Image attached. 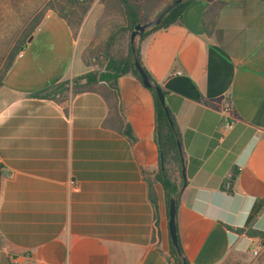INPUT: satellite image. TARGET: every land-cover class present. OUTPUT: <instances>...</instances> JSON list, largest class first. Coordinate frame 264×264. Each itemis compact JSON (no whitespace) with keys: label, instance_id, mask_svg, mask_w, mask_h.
I'll use <instances>...</instances> for the list:
<instances>
[{"label":"crops","instance_id":"obj_1","mask_svg":"<svg viewBox=\"0 0 264 264\" xmlns=\"http://www.w3.org/2000/svg\"><path fill=\"white\" fill-rule=\"evenodd\" d=\"M215 1L226 5L208 35L202 15ZM170 2L152 0L149 12ZM104 10L96 0L76 37L46 12L0 86V264H175L166 192L154 179L161 155L152 91L132 72L121 76L119 120L107 126L98 93L61 102L33 95L94 69L84 53ZM137 44L180 133L186 184L182 163L167 168L180 187L184 256L221 264L250 253L260 240L236 229L264 199V1L195 0L179 22ZM254 228L264 231V207Z\"/></svg>","mask_w":264,"mask_h":264},{"label":"trees","instance_id":"obj_2","mask_svg":"<svg viewBox=\"0 0 264 264\" xmlns=\"http://www.w3.org/2000/svg\"><path fill=\"white\" fill-rule=\"evenodd\" d=\"M96 0H48L43 10L39 11L33 17L32 21L27 25V28L22 32L19 39L14 43L10 49L3 67L0 69V86L3 79L18 54L24 50L29 39L32 38L34 32L40 26L46 12L52 10L62 17L71 28L74 37L79 33L81 25L92 4ZM105 5V10L98 21L96 39L100 37L101 29H108V33L104 40L98 43L92 41L88 48L87 53L84 55L88 65L97 66L98 69H93L81 76L75 77L70 80L62 81L45 90L34 93L35 96L52 98L56 101L65 100L70 93L78 94L84 92H95L102 95L108 102L110 115L105 120L104 125L107 126L111 120H119V93H118V80L121 76L132 72L140 80L138 72L134 68V52L131 44V33L138 24H145L156 19L171 3V0L161 11L157 14L149 12V4L152 0H100ZM195 0H183L178 6L172 9L162 21L149 28L143 33L139 34L138 41H143L149 34L162 28H167L172 24L179 22L182 19L185 8ZM264 1V0H263ZM226 5L223 1H215L202 15L203 27L208 35H211L216 27L217 18L221 10ZM153 19V20H154ZM128 38L127 50L119 48L117 51L115 46L118 42ZM136 52L140 58V46L136 44ZM144 67V66H143ZM147 72L150 80L155 86H161L155 82L150 73ZM154 94L157 108V126H156V139L160 148V170L155 175V181H159L165 192L168 205L170 199L176 195L180 187L171 181L168 172V162L175 161L179 167L181 166L183 150L180 152L177 144V139H180V133L176 122L175 115L170 111L174 123V130L172 129L167 116L159 103L153 88H149ZM162 89V88H161ZM164 94L166 92L162 89ZM181 141V140H180ZM182 145V144H181ZM2 172L0 169V184ZM149 182V197L152 204L157 207L158 199L154 186V182L147 178ZM179 203V198L177 200ZM264 207V199H258L252 207L248 216L246 224L243 228L236 229L239 233H244L248 237L258 238L264 242V231L254 228L256 217ZM177 225V223H176ZM179 237V235H178ZM179 244L182 256H179L176 248L171 244V258L175 264H190L188 259L184 256L180 237Z\"/></svg>","mask_w":264,"mask_h":264},{"label":"rangeland","instance_id":"obj_3","mask_svg":"<svg viewBox=\"0 0 264 264\" xmlns=\"http://www.w3.org/2000/svg\"><path fill=\"white\" fill-rule=\"evenodd\" d=\"M47 2L48 0H0V69L3 67L14 43L27 28V25L32 21L35 14L43 10ZM99 32L100 37L95 38L96 43L106 38L108 29H101ZM138 38L139 36L137 40ZM127 43L128 38L125 37L116 44V51L119 48L126 51ZM87 48L85 49V54L87 53ZM93 67L94 69H98L97 66L93 65ZM177 165L175 161L170 160V168L174 169ZM258 245L260 246L258 256H252L251 252L243 254L232 253L221 264H264V242L260 240Z\"/></svg>","mask_w":264,"mask_h":264},{"label":"water","instance_id":"obj_4","mask_svg":"<svg viewBox=\"0 0 264 264\" xmlns=\"http://www.w3.org/2000/svg\"><path fill=\"white\" fill-rule=\"evenodd\" d=\"M181 2H183V0H175L156 19H154L150 22H147L145 24L136 25L135 29L131 33V44H132V48H133V52H134V68L138 72V75L141 78V81L143 82V84L148 88L154 89L156 97H157L159 103L161 104V106H162V108H163V110L167 116V119L169 121V124L171 125L173 130H174V123H173V120L171 117L169 107L167 105L166 95L164 94V92L162 91V89L159 86H155L153 84V82L150 80V78H149L147 72L145 71V69H144V67L140 61V58L136 52V44H137V37L139 36L140 33H143L146 30H148L149 28L159 24L162 21V19L165 17V15H167L172 9H174L176 6H178ZM29 40H31V39H29ZM177 144H178V148L181 152L182 151V145H181V141L179 138L177 139ZM181 159H182V176H183L184 185H185L187 182V175H186V167L184 165V157L182 156V153H181ZM178 197H179V192L170 199L169 212H168V215H169V233H170L171 243L176 248L178 255L182 256V252H181V248H180V244H179L177 225H176Z\"/></svg>","mask_w":264,"mask_h":264},{"label":"built area","instance_id":"obj_5","mask_svg":"<svg viewBox=\"0 0 264 264\" xmlns=\"http://www.w3.org/2000/svg\"><path fill=\"white\" fill-rule=\"evenodd\" d=\"M178 73H180V72H178ZM229 112H230V108H229V106H226L223 110V114H224V116H226V124L225 125H226L227 129H231L233 127V122L230 119ZM259 253H260V246L259 245H256L251 249L252 256L256 257L259 255Z\"/></svg>","mask_w":264,"mask_h":264}]
</instances>
